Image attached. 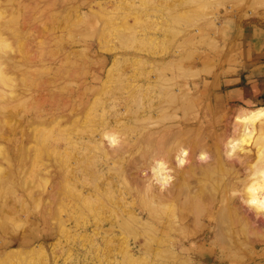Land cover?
<instances>
[{"label": "rangeland", "instance_id": "1", "mask_svg": "<svg viewBox=\"0 0 264 264\" xmlns=\"http://www.w3.org/2000/svg\"><path fill=\"white\" fill-rule=\"evenodd\" d=\"M1 21L11 22L12 34L7 42L12 49L2 45L1 51L22 53L25 47H43L48 65L47 100H51L46 103L48 117L57 100L72 92L80 99L94 84L101 89L102 79L96 81L97 74L110 80L105 88L110 91L120 77L119 70L108 75L103 66L115 61L121 69L149 63L172 65L171 76L174 74L182 84L173 94L186 97L182 101L186 108L178 114L191 135L186 163L189 168L182 175L172 173L173 180L185 179L190 203L197 198L203 214L213 212L218 219L203 216L194 240L207 244L198 249L195 264H264V206L251 201L254 194H264L263 163L257 145L264 126L253 125V135L248 137L243 136L244 125L235 128L242 106L264 105V83L255 91L249 82L251 94L244 98L233 96L229 88V83L243 74L256 73L264 80V59L253 57L245 63L246 39L250 38L257 50L264 47V0H0ZM12 75L18 82L17 68ZM51 90L57 92L56 96ZM105 91L102 98L108 94ZM174 101L167 106L169 111L179 103ZM4 120L7 125L13 123L10 114ZM45 158L50 165V156ZM175 165L184 167L177 160ZM49 170L56 175L53 167ZM168 171L163 170L162 176ZM56 181V177L49 179L47 186ZM4 193H0V200L11 205L0 206V264H194L187 259L193 251L174 258L167 249L174 235L172 229L163 232L136 225L125 230L123 236L118 232V240L104 242L101 236L105 229H100L102 235L97 238L90 227L89 235L80 237L76 228L63 231L57 197L48 199L52 202L51 216L44 223L37 203L29 204L26 196ZM190 226L194 228L191 222ZM88 237L103 248L121 249L125 239L139 240L142 250L133 258L88 255L85 248L94 242L85 240ZM162 239L169 244H163ZM185 244L189 245L187 240Z\"/></svg>", "mask_w": 264, "mask_h": 264}, {"label": "bare ground", "instance_id": "2", "mask_svg": "<svg viewBox=\"0 0 264 264\" xmlns=\"http://www.w3.org/2000/svg\"><path fill=\"white\" fill-rule=\"evenodd\" d=\"M7 21L0 22V47H8L12 35L11 22ZM45 60L41 44L37 50L25 47L22 53L0 50V193L12 192L18 198L26 196L29 204L37 203L41 209L40 220L44 223L48 221L46 217L51 216L52 202L48 199L57 197L58 220L63 231L76 228V235L80 237L89 235L90 227H93L91 234L97 238L102 235L100 229H105L101 236L104 242L118 240L125 230L136 225L143 229L155 228V231L172 229L171 242L169 238L164 239H169L170 244L163 239L162 243L169 244L167 249L174 258L193 251L187 259L195 264L198 249L207 244L194 240L206 213L203 214L205 210L197 198L190 203L186 180H173L172 173L182 175L189 168L186 166L190 158L187 147L191 145L188 140L191 135L178 114V110L186 108L182 102L186 97L173 94L182 86L174 74L171 76L174 67L169 63H149L121 69L115 61L103 66V72L108 75L114 69L119 70L120 77L110 91H105L110 80L97 74L96 81L102 79L101 89L94 84L80 99L76 92L59 98L50 106L51 116L48 117ZM15 68L19 70L18 82L13 81ZM102 91L108 92L103 98ZM174 100L179 103L169 111L167 106ZM9 114L13 123L7 125L4 117ZM238 121L236 130L244 125L243 136L253 135V125L264 126V105L242 106ZM257 145L264 173L263 131L257 137ZM47 155L51 158L50 165L45 161ZM175 160L184 167L178 169ZM50 167L56 175L50 172ZM168 169L162 176V171ZM53 177L57 181L47 186ZM179 187L185 188L184 191ZM251 201L264 206V194H254ZM7 205L11 203L0 200V206ZM205 216L218 220L213 212ZM190 222L194 228H189ZM186 240L189 245L185 244ZM125 241L121 249L103 248L94 241L85 248V254L133 258L142 250L138 247L139 240Z\"/></svg>", "mask_w": 264, "mask_h": 264}, {"label": "crops", "instance_id": "3", "mask_svg": "<svg viewBox=\"0 0 264 264\" xmlns=\"http://www.w3.org/2000/svg\"><path fill=\"white\" fill-rule=\"evenodd\" d=\"M246 40L248 42V47H247L248 50L245 48V51L247 50V53H245L247 61L245 63H247L248 60H250V59L254 60L253 57L260 58L259 60L263 61L262 59H264V47L262 49L260 48L261 50H257L255 43L250 38L246 39ZM239 43H240V40L237 41V44H239ZM242 48H243L242 44H240L239 45L240 51L242 50ZM259 78H260V75H258L256 73H253L250 75H248V74L247 75L246 74L240 75L234 81L229 83L230 84L229 88L232 90L231 94L233 96H236L237 98H239L241 95L243 98L248 97L251 94V91H250L249 86H247V85H249V82H252V84L254 86L253 87L254 90L257 91L258 87H261L262 83H264V80H261Z\"/></svg>", "mask_w": 264, "mask_h": 264}]
</instances>
